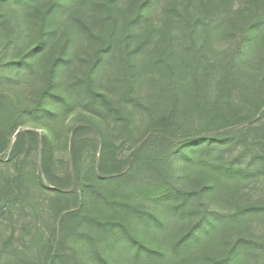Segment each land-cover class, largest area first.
Wrapping results in <instances>:
<instances>
[{
	"label": "trees",
	"instance_id": "obj_1",
	"mask_svg": "<svg viewBox=\"0 0 264 264\" xmlns=\"http://www.w3.org/2000/svg\"><path fill=\"white\" fill-rule=\"evenodd\" d=\"M122 1L0 0V264H264V0Z\"/></svg>",
	"mask_w": 264,
	"mask_h": 264
},
{
	"label": "rangeland",
	"instance_id": "obj_2",
	"mask_svg": "<svg viewBox=\"0 0 264 264\" xmlns=\"http://www.w3.org/2000/svg\"><path fill=\"white\" fill-rule=\"evenodd\" d=\"M165 3V0H161L154 8V13L157 15L159 14V12L162 9V5ZM125 4V0L121 2V5L123 6ZM73 15L75 16V18H78L79 13L78 12H74ZM67 14L64 16H60V18H57V20H52L51 27L53 28H60L62 27L64 21L66 20ZM98 47V45L94 42H89V41H82L80 43L77 44V46L70 52V54L73 55L75 62H73L71 64L72 68H80L84 65V60H86L90 55H92L94 53V51L96 50V48ZM43 55V54H42ZM42 55L39 56V60L42 57ZM52 59L53 56H47L46 59H44L42 61V63L40 64V70L42 72L47 70L50 67V64L52 63ZM43 82V75L41 77H39L36 80V83H34V85L36 87L40 86V84ZM33 88V87H31ZM38 89V88H37ZM36 89V90H37ZM85 112H80V111H71L70 113H63L61 114V116L59 117L58 121L54 124L56 129H63V130H68L71 126H73L76 123H79L81 121H85L87 118V114H85ZM33 128L41 133L47 132V129L42 127V126H33ZM251 194L254 198H259V197H264V186H259V188L254 189L253 191H251ZM189 219H184L179 220V219H169L168 223H167V227L166 230H174L172 233H169L168 236L172 237L169 238V242L166 240L165 243L163 242V244L161 245L160 240H158L157 242L155 240H153V238H147L148 239V244L151 245L152 247H154L156 245V243L158 245H160V252H163V257L162 259H160V261L158 260H150V261H143V262H139V263H135V262H130L131 260H124L118 256L113 255L111 259H113L115 264H171L169 262H166L167 259H171L174 254H175V250L171 251L170 248L172 246V243L175 242L182 234H184L188 228L192 225L193 221L192 219L190 221H188ZM181 227V228H178ZM177 228V229H176ZM261 227L257 226V228L255 229L257 232H260ZM165 230V231H166ZM164 231V233H165ZM163 232V231H162ZM171 234V235H170ZM168 238V237H167ZM171 251V252H170ZM218 251H215L213 249H211L210 247H203V249H199L196 252H192L190 255L188 252H186L184 254V256L180 255V259L181 261L185 260L189 257L192 258L193 260H197L199 258V262L201 261L200 259H207V257L212 256V257H218ZM207 263V262H206ZM173 264V263H172Z\"/></svg>",
	"mask_w": 264,
	"mask_h": 264
}]
</instances>
